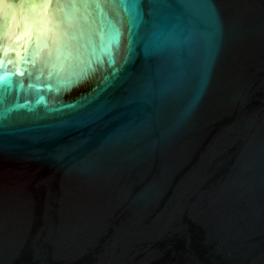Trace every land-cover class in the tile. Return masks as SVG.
I'll return each instance as SVG.
<instances>
[{"label": "water", "instance_id": "95a60500", "mask_svg": "<svg viewBox=\"0 0 264 264\" xmlns=\"http://www.w3.org/2000/svg\"><path fill=\"white\" fill-rule=\"evenodd\" d=\"M0 264H264V0H0Z\"/></svg>", "mask_w": 264, "mask_h": 264}]
</instances>
